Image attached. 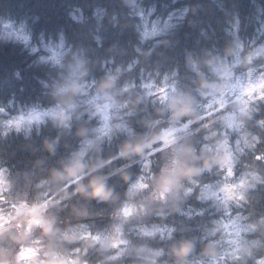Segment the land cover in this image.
Masks as SVG:
<instances>
[{
    "label": "trees",
    "instance_id": "obj_1",
    "mask_svg": "<svg viewBox=\"0 0 264 264\" xmlns=\"http://www.w3.org/2000/svg\"><path fill=\"white\" fill-rule=\"evenodd\" d=\"M155 25L160 28L157 36H146ZM250 54L260 57L251 65L255 69L251 76L247 71ZM208 61L216 66L227 65L241 74L244 88L250 79H259L264 73V0H0V108L5 110L0 113V169L20 183L31 184L37 160L47 155L42 147L44 140L50 150L63 145L65 136H58L57 130H68L59 119L49 118L38 128L19 131L9 127L7 121L30 109L55 108L51 98L65 94L60 89L76 69H94L95 78L88 82L91 93L97 92L93 82L107 73L121 89L128 86L140 95L150 108L159 95V87L166 86L168 92L176 87L177 92L191 100L180 84L184 77L196 76V67L207 74L201 75L200 83L222 84L224 79L205 67ZM145 84L152 87L146 88ZM205 93L197 99L200 115L216 112L219 107L212 104V108H206L212 103L213 90L205 87ZM100 95L112 107V133L109 137L92 131L89 140L99 137L102 140L92 146L107 148L118 135H131L122 130L123 125L134 133L140 129L134 117L124 115L127 109L117 107L119 97L108 93L112 98L109 100L104 93ZM90 105L95 113L92 127H102L105 113ZM227 106V112L211 117L214 123L210 128L195 131L208 122L199 121L186 132H176L175 137L178 143L189 140L190 144L192 138H199L214 158L218 149L221 155L231 152L236 161L235 176L226 177L225 170L216 165L205 169L191 187L193 191L182 193L177 204L164 210L147 205L151 207L147 218L134 223V230L126 225L124 235L130 241V251L113 260L110 257L119 249L93 242L85 254L88 264H152L151 259L133 256L144 245L163 251L157 264H163L174 246H189V253L195 247L191 264H255L248 251L253 256L264 255V183L254 178V174L264 178V162L254 160L255 152L264 151V125L259 123L264 120V101L251 103L249 116L242 114L244 104L239 108ZM231 116H236L233 121ZM114 117L121 124L119 132L113 128ZM214 132L219 134L212 135ZM224 140L230 141L226 148L220 147ZM144 163H133L132 168H144ZM241 180L247 181L244 188L237 189L244 193V200H227L224 205L218 195L208 196V191L221 193L226 183L238 184ZM116 217L112 213L111 219L84 222L77 231H98L97 235L112 228ZM233 228L244 243L239 260L226 245V234ZM156 229L163 231L157 230L155 236L143 234L144 230ZM222 248L228 253L226 256Z\"/></svg>",
    "mask_w": 264,
    "mask_h": 264
},
{
    "label": "clouds",
    "instance_id": "obj_2",
    "mask_svg": "<svg viewBox=\"0 0 264 264\" xmlns=\"http://www.w3.org/2000/svg\"><path fill=\"white\" fill-rule=\"evenodd\" d=\"M93 78L94 69H86L80 73L79 90H69L59 98H51L54 107L59 105L67 113L60 123L68 131L57 130L58 136H65V142L56 150H50L51 146L44 140L42 147L47 155L37 160L36 174L31 184L20 183L6 175L8 183L2 193L4 199L0 200V214L4 217L0 226V264H71V259L78 260L79 264H88L84 251L79 254L74 252L76 248L87 250L93 246L92 241L79 239V225L84 222L93 223L102 217L111 219L112 213L128 202L137 207L150 204L162 207L165 201L174 196L186 194L200 178L199 174L206 169V164L215 166L213 154L206 152L199 138L194 137L191 147L186 151L188 155L182 153L179 164L175 161L180 145L173 144L165 151L151 156L150 169L132 168L133 163L139 164L148 159L149 153L153 151V144L163 130L180 127L188 119L193 124H198L200 113L197 110V99L205 93V85L200 83L199 73L195 77H184L181 81L180 88L191 97L187 108L181 103L180 92L172 91L166 93L167 102H161L157 97L149 108L140 95L130 89L124 91L107 73L100 76L96 90L119 97L118 105L127 109L124 115L134 117V123L140 129L131 135H118L115 140H110L107 148L100 145L89 146L87 143L91 134L93 112L85 97L91 91L88 81ZM105 81H111L113 87L105 89ZM72 105L76 107L73 108ZM124 105L127 107H123ZM85 115L88 119H83ZM113 128L117 132L121 130V124L115 117ZM200 128H203L202 125L195 131ZM77 160L79 167L75 163ZM174 168L177 170L176 183L165 193L166 198L161 199L162 177L171 174ZM189 168L193 170L190 175L181 171ZM197 169L200 171H196ZM141 176L148 187L135 190L130 196L132 186ZM101 184L107 196L95 195V186ZM45 201H49L47 208H42L39 216L18 211L22 203L26 202L32 207ZM14 204L17 207H13ZM41 218L51 225V232L37 224H32L29 232L30 221ZM22 248L37 249L38 254L31 261L21 262L18 255ZM179 248H170V254L163 264H191L190 256L195 253V247L188 255L179 254ZM52 252L59 253L60 258L55 259L50 255Z\"/></svg>",
    "mask_w": 264,
    "mask_h": 264
},
{
    "label": "snow or ice",
    "instance_id": "obj_3",
    "mask_svg": "<svg viewBox=\"0 0 264 264\" xmlns=\"http://www.w3.org/2000/svg\"><path fill=\"white\" fill-rule=\"evenodd\" d=\"M155 33H146L147 35H154ZM232 55H235V53H231ZM55 58V57H54ZM259 54H255L252 55L250 54L247 57V71L249 76H251L255 69L251 67V65L254 63L255 59H259ZM194 67H196L194 65ZM207 67L211 70L212 73H214L216 76L218 77H222V78H231V76L233 75L231 69L227 66V65H221V66H216L213 64L212 61H208L207 63ZM196 71L197 73H199L200 75H207L206 73H201V70L196 67ZM168 77L167 75L164 76V80L165 82L167 81ZM93 86L97 87V82H93ZM135 85H132V87H134ZM104 87L105 89H110L113 87V83L111 81H105L104 82ZM144 87L146 88H151L152 85L151 84H145ZM205 87L211 88L213 90V95L215 94V92L217 91H221L220 86H218L216 83H205ZM81 88V83L79 78L76 76V73H72V75L69 77L68 82L65 84V86L63 88L60 89L61 92L66 93L69 90H79ZM124 91L128 90V86H125ZM158 91V97L160 99L161 102H167L168 97L166 95L167 91V87H159L157 89ZM172 92L176 93L177 92V88L173 87L172 88ZM100 90H97L96 96L94 97L95 99H99L100 97ZM105 98L111 100L112 98L108 95V93L105 91L104 92ZM204 95H206V93H204ZM242 97L246 96L249 99L247 100H243V104L245 105V107L241 110L242 114L245 116H249L250 112L249 109L251 108V103H254L256 101H264V73H261L259 76L258 80L252 81L251 79L249 80L247 86L244 88V91L241 94ZM180 100L181 103L184 104L185 108L188 107V105L191 103V100L189 98L184 97L182 94H180ZM94 102V101H93ZM115 103V102H113ZM73 108L76 107V105H72ZM99 107V106H98ZM105 108L108 107V105L104 106ZM117 107H121V106H117ZM123 107H127L126 105H124ZM206 108H212L213 105L212 103L208 104L205 106ZM5 110L3 108H0V113L4 112ZM228 111V106L224 103H220L219 107L216 109V112H206L203 115H200L198 118V122L199 121H208L206 123L202 124L203 128H210L211 124L214 123L213 120H211V117H213L214 115H216L217 113H224ZM41 115L44 116H51L53 119H59L60 121H63L66 118L65 115V110L60 107L59 105H57L55 108H52L46 112H44L43 114H36L32 117H30V119H37L39 120L41 118ZM93 115H95V113H93ZM24 117L20 116L18 119H13V120H9L7 121V123L9 124V126L15 124L17 130L19 131L20 125L23 121ZM104 124L102 127L99 128H95L92 127L90 129V131H96V132H100L102 136L107 135V136H111L112 133V123H111V116L108 115L107 113H105L104 115ZM193 121L191 119H188L186 121H184L182 123V126L180 127H170L167 128L165 130H163L161 132V134L159 135V137H157L156 139V143L153 144L152 148L153 151L149 153V157L148 159L145 161L144 163V167L146 169H150L151 168V156L155 155L157 153L163 152L165 151L167 148H169L171 145L173 144H177L178 141L175 137V133L178 131H188L191 126L193 125ZM261 125H264V120H261L259 122ZM123 131H127L129 132V134H134V130L129 128L126 124L123 125L122 128ZM7 133H5L6 135ZM218 132H214L212 133V135H218ZM97 139H99V137H97ZM205 139H209V137H205ZM255 139H257V141H259V138L256 137ZM89 146H92V141L88 140L87 141ZM230 143V141L228 140H224L221 142L220 147L222 148H226V146ZM207 147V145L205 146ZM253 147H255L253 145ZM137 151H139V148L136 149ZM86 151V150H85ZM187 149H185L183 146H180L177 149V159L175 161L176 164H179V158L180 155L182 153H186ZM84 153L82 152L81 155H83ZM254 160L256 161H260V162H264V151L261 152H255L254 153ZM76 166L79 167V161L77 160L76 162ZM110 163V161H109ZM235 163L236 161L233 159V154L231 152H227L225 151V154L221 155L219 152V149L217 150V156L216 158H214L213 160V164L218 166L221 170H225L226 172V177H234L235 176ZM213 167L212 164H206L205 168L208 170H211V168ZM165 171L167 172L168 170L165 169ZM184 174H188L190 175L191 172L193 170H186V169H182L181 170ZM196 171H200L199 169H197ZM254 178L257 180H260L261 183H264V178H261L258 175L254 174ZM176 179H177V170L174 168L171 172V174L166 175L164 177H162L161 180V191H160V197L161 199H165V193L170 191L172 186L176 183ZM144 181V177L141 176L139 181L134 184L133 190L130 191V196L134 194L135 190H142V189H146L148 187V185L146 183L143 182ZM8 183L7 179H6V173L4 169H0V200L4 199L2 193L5 190V185ZM196 183V182H194ZM247 181L246 180H241L238 184H233V183H226L223 186V191L225 193V197H226V201L227 200H233V199H238V200H244L245 199V195L243 192H239L237 191V189H242L245 187ZM70 186V185H69ZM193 191L192 188L188 189V193H191ZM95 195L100 197V196H107V193L104 191L103 185H96L95 186ZM49 201H45L43 204L40 205H34L32 207H29L28 204L22 203L21 205H19L18 211L23 210L26 211L30 214H32L33 216H39L40 215V211L42 208L46 209L47 208V204ZM13 207H17L15 204L13 205ZM143 209V207L138 208L135 204L133 203H125L120 209L117 210V212L113 213L114 216H120L122 214V217L127 220L128 218H131L133 216H138L141 212V210ZM144 211H146V209H143ZM4 220V217L2 214H0V226H2V222ZM32 224H37L40 226H43L45 231L51 232V225L48 224L47 222H45L42 218L41 219H35L30 221V226H29V232H31V225ZM253 229L255 226H252ZM115 232L118 234V237H111L109 239L106 240H102L100 235H94L92 232H87V233H80L79 234V239L81 240H90L94 243H99L101 244L102 247L104 248H115V249H119V251L112 257H110V259L116 260L118 259L125 251V249L121 248L122 244H128L129 241L123 239V230H122V225H115ZM163 231L162 229H156L153 231H147L144 230L143 234L145 236H155L156 231ZM81 251V249L76 248L74 249V252L79 254V252ZM85 254L87 252V250L85 249ZM190 251L189 246H182L178 249L179 254L181 255H187ZM38 254V250L34 249V248H22L19 251V255H18V260H20L21 262H27V261H31L36 255ZM163 251H159L156 253V255H162ZM50 255H52L55 259H59V253L56 252H52L50 253ZM248 255L250 258L254 259L255 264H264V255H260V256H253L252 252L249 250L248 251ZM241 257L239 256V254H237L235 256L236 260H239ZM71 264H79L78 260L75 259H71ZM86 264V262H85ZM215 264H219V261H216Z\"/></svg>",
    "mask_w": 264,
    "mask_h": 264
},
{
    "label": "rangeland",
    "instance_id": "obj_4",
    "mask_svg": "<svg viewBox=\"0 0 264 264\" xmlns=\"http://www.w3.org/2000/svg\"><path fill=\"white\" fill-rule=\"evenodd\" d=\"M11 28L12 27L9 25L8 26L9 33H10ZM55 55H59V54H55ZM232 73H233V75L231 76V78H227V79L223 78V79H224L225 82H227L229 84V86H232L234 88L238 87V89L235 90L232 99H233V102L238 100L239 102H238L237 105H241V104H243L242 101L245 100V98L241 96L242 92H241V89L239 88V87H242V85L244 83L243 82V76L241 74H238V73L234 72V71H232ZM220 88H221V91L216 92L217 93V97L219 95H223V99H226L227 97H226L225 92L229 88L226 87L224 84H221ZM102 110H104V109L102 108ZM43 113L44 112L30 110V111H27V112H25L23 114L21 113V115L15 116L14 118H11L10 120L18 119L20 116H23L24 119H23V121H22V123L20 125L19 130L27 129L29 127L38 128V127H40L41 123L46 119V116L41 115V118L39 120L30 119V117H32V116H34L36 114H43ZM231 117H230L231 121H233L236 116H231ZM9 127H12L13 129H17L15 124H13V125H11ZM178 145L183 146L185 149H189L191 147V144H190L189 140H182ZM186 155H188V154L186 153ZM181 194H179L178 196H174L169 201H165L163 207L164 206H174L175 204H177L180 201ZM216 195L219 196L218 198H223L225 196V193H224V191H221V193L219 191H208V196H216ZM138 208H140V207H138ZM156 208L161 209V207H156ZM156 208H155V210H156ZM143 209H146V211H144ZM143 209L141 210V217L146 216L148 214V212H149V207H147V205L145 207H143ZM137 218H138L137 216H133V217L128 218L127 220H125L122 217V215H121V216H119V221H118L117 225H122V230H123L124 224L126 222H133ZM115 237H118V234L116 232H115ZM226 241H227L226 245H228V248H230V247L232 248V252L233 253H235V254H240L241 253V251H242L241 247L244 246V243L242 241L241 234L239 233L238 230H236L235 228L230 229V231L226 234ZM123 249H125L124 252L130 251V245L127 244V246L123 247ZM144 251L147 253L146 254L147 257L151 258L152 260L159 259L160 255H156V253L159 252V251H157L155 249H149V248H145ZM222 254L224 256H226L228 253H226L224 251V249L222 248Z\"/></svg>",
    "mask_w": 264,
    "mask_h": 264
},
{
    "label": "bare ground",
    "instance_id": "obj_5",
    "mask_svg": "<svg viewBox=\"0 0 264 264\" xmlns=\"http://www.w3.org/2000/svg\"><path fill=\"white\" fill-rule=\"evenodd\" d=\"M82 34H84V32L81 31ZM78 39H80V36H78ZM81 40V39H80Z\"/></svg>",
    "mask_w": 264,
    "mask_h": 264
}]
</instances>
